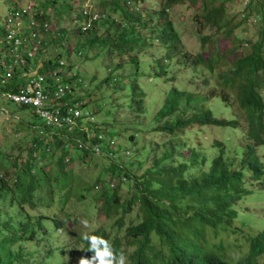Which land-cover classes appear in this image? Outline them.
<instances>
[{"label":"trees","instance_id":"16d2710c","mask_svg":"<svg viewBox=\"0 0 264 264\" xmlns=\"http://www.w3.org/2000/svg\"><path fill=\"white\" fill-rule=\"evenodd\" d=\"M97 1L103 18L82 31L81 9L86 0H32V19L38 24L34 29L42 36L34 58L27 59L22 69L29 70L40 60L38 71L47 73L56 70L62 60L73 68L67 60L79 56L78 52L86 61L100 56L104 75L95 72L85 79L78 67L75 70L82 79L76 97L84 100L85 110L103 113L104 118L74 133L89 143L88 149L79 150L75 142L58 134L47 140L37 128L24 144L4 143L12 152L0 148V264H73L76 257L78 261L90 257L82 235L74 233L60 216L62 211L78 210L88 196L96 215L113 219L119 230L113 234L97 228L85 232L109 240L117 252L127 256L128 264H260L264 231L247 239L248 253L235 263L218 256L209 243L210 234L236 231V205L249 191L241 168L225 158L224 142H207L200 133L211 126H242L243 158L236 167L244 162L254 180L264 174V161L256 154V146L264 145V9L262 19L249 21L253 11L264 8V0L235 14L230 11L239 0H189L193 15L210 28L208 33H196L201 51L194 54L180 44L179 28L165 14L174 6L171 0L160 11L139 14L134 8L142 0H89ZM9 3L12 10L21 0ZM62 11L63 16L57 14ZM146 16L156 23L147 24L142 20ZM2 23L0 70L10 60L5 17ZM249 23L256 24L255 32L240 38L236 30ZM144 29H150L148 35ZM155 40L166 53L161 64L142 56ZM195 74L205 76L198 89H184L185 77ZM141 78L145 83H140ZM18 83L15 75L2 90H14ZM217 97L223 105L214 100ZM112 101L115 106L108 105ZM215 104H220L217 109ZM212 107L216 113L229 107L235 117L219 118ZM26 110L14 106V112ZM186 112L188 117L183 115ZM117 116L132 118L122 123L131 132L119 127ZM13 120L24 126L15 123L11 134L28 131L32 125L29 120ZM100 132L113 139L124 135L131 146L120 145L119 140L105 146L97 137ZM93 144L101 146V154L93 153ZM123 148H128L129 155ZM76 152L82 157L78 165L74 164ZM106 161L105 177L88 179L83 174L86 165ZM75 166L83 167L77 170ZM94 189L99 190L93 194ZM55 195L59 205L47 213ZM135 207L138 221L133 223L129 218ZM73 221L78 224V217Z\"/></svg>","mask_w":264,"mask_h":264},{"label":"rangeland","instance_id":"374dc122","mask_svg":"<svg viewBox=\"0 0 264 264\" xmlns=\"http://www.w3.org/2000/svg\"><path fill=\"white\" fill-rule=\"evenodd\" d=\"M134 1V0H132ZM166 0H142L141 2H137L136 8H134V12L136 14L139 13H150L151 11H160V6L164 4ZM31 2V0H21V5H27V3ZM136 2V1H134ZM171 2L174 4L172 8L169 9L170 13L165 11V14L167 18L172 22V25L179 28V40L180 44L183 46V48L192 54L200 52V43L197 38L196 33H208L210 31V28L206 26V23L203 21V19L200 16H194L193 15V6L189 2V0H171ZM9 0H0V27L3 25V18L7 15L8 12V6H9ZM85 8L92 11H96L99 14V19L96 21L98 22L101 18H103L101 14V9L98 7V1L95 3L86 2L84 4ZM242 5L237 4L230 13H239V10H241ZM264 8H261V11H257V15L255 17V21L258 22V18L262 19V11ZM99 10V11H98ZM52 14H55L54 11H52ZM61 16H63L64 11L61 13H57ZM260 14V16H259ZM144 21H147V24L152 25L156 23V20L152 21L149 19V16L143 17ZM68 20L64 21L65 25H69ZM101 21V20H100ZM99 21V22H100ZM253 22V21H252ZM256 22V24H257ZM253 23H249V25L243 24L240 26L236 33L240 38H244L246 36H252L255 32V29L253 27L256 25ZM6 29V25H5ZM247 29V30H244ZM143 32L148 35L150 32L149 30H143ZM45 38V37H44ZM149 43V42H148ZM94 52L91 51V55H93ZM165 51L160 48L157 41H153L148 44L146 48H144V55H142L145 59H155L157 63L161 64L164 63L165 60ZM77 55H72L76 57H70L67 61L73 65H77L79 68V71H81L83 77L86 79L88 75H92L93 73H98L99 76L104 75L105 71L103 69V66L101 64V57L97 56L94 57L92 60L88 59L87 61L81 56V53ZM141 55V54H140ZM88 56V54H87ZM223 67H225V63L222 62ZM31 67H34L33 64H31ZM35 71L32 70V72ZM95 73V74H96ZM168 76V75H167ZM185 83L183 85L184 89L190 88L192 90L198 89L199 85L203 82L205 79L204 75L201 74H195L191 77H185ZM140 83H145V79L141 78ZM92 86V85H91ZM151 84H148L146 89L150 90ZM160 87L161 90H163L162 85H157ZM94 86H92L93 88ZM94 90V89H93ZM123 94V93H122ZM264 96V92H263ZM94 99L97 98V94L93 93ZM117 97V96H116ZM234 100V96L231 97ZM214 100L218 101L221 105H223L221 98L217 97L214 98ZM107 104V103H106ZM113 101L109 102V106H115ZM220 104H215L214 106L217 109ZM14 106L15 104L8 103L6 100L2 97H0V148L3 150H7L8 148L5 147L4 143H10L13 141V144H24L31 140L32 133L36 134L35 130L33 128H40L42 122L33 116L30 109L27 108L26 113L21 112H14ZM213 109V113L215 116L219 118H227L231 119L235 116L233 114H230L232 111L231 108L225 107L226 110L217 112ZM229 112H228V111ZM92 112H94L91 109ZM104 111V110H103ZM179 114L178 111L176 113ZM189 112L184 113L183 115L185 117H188ZM94 117V123L96 124L99 118L103 117V113L97 112L96 114L93 113ZM14 118H17L19 120L24 121H30L32 123L31 127L28 128L29 130H19V131H12L11 134V128L15 126V123L17 125L24 126V123H18L14 122ZM110 119V117H108ZM117 122H121V126L119 127H125L126 130L124 132H131V129L124 124H122L124 121L127 120V122H132V118L125 116V117H116ZM141 120V118L139 119ZM102 121V120H101ZM100 123V122H99ZM102 123V122H101ZM100 123V124H101ZM102 125V124H101ZM245 136V129L242 126H238L235 129L232 128H215V127H209L207 130H201L200 137L201 139H204L207 142H211L214 139H220L224 142L225 146V152L226 157L229 158H235L236 160L241 161L243 158V145H242V137ZM14 137V139L11 138ZM21 137H24V139L21 141ZM185 138L188 137L187 134L184 135ZM196 138V137H194ZM114 140L116 142H120V145L123 146H131V141H129L124 135L123 137L120 136L119 139L114 137ZM150 141V139H148ZM125 148H123L124 150ZM128 149V148H127ZM10 150V149H8ZM11 151V150H10ZM12 152V151H11ZM72 154V153H71ZM121 154V152L119 153ZM256 154L258 155L259 159L263 162L264 161V145H257L256 146ZM13 155H16V153H13ZM74 164L78 165L79 161L82 159L81 153H74ZM107 165V161L105 164L99 163L97 166L94 165H86L85 168L82 169L80 166H75V169L81 170L83 174L89 179L91 176L95 175H103L105 177L106 171H104L102 168ZM235 168H241L243 175H244V185L248 189V193L244 195L241 201H239L236 205L238 208V215L237 219L235 221V225L237 227L236 231L234 233L232 232H220L217 234H210L212 237L209 239V243L213 244V249L216 251L217 255L220 256L222 259L229 263H235L239 261L243 256H245L248 253V242L247 239L254 233L259 231H264V186L258 185V183L263 184L264 182V174L261 175L259 179L254 180L252 178L251 170L249 169L248 165H246L244 162L242 163L241 167H235ZM55 186V184H54ZM99 190V189H97ZM94 189L93 194L97 191ZM124 191H127L124 189ZM90 195V194H89ZM92 199L90 196L86 197L85 200H82L78 205V210H75L73 212L70 211V209H66L68 211V214L65 216V213L67 211H62L60 213V216L67 219L69 227L74 231V233H77L78 235H82L83 232L89 231L92 229H101L105 230L107 233L113 234L116 231H118V225L113 222V219H106L103 216L96 215L95 209L92 207ZM54 206L47 209V213H52L57 208L55 205H59L57 201V196L55 195L54 201L52 203ZM137 210L136 207L133 209V212L130 214L129 220H133L132 222L138 221L137 219ZM78 217V224H76L73 219L75 217ZM87 220L88 226L85 227L82 225L81 221ZM260 264H264V256L259 257ZM55 264H58V261H56ZM73 264H79L78 261L75 259L73 260Z\"/></svg>","mask_w":264,"mask_h":264},{"label":"built area","instance_id":"2783aa9c","mask_svg":"<svg viewBox=\"0 0 264 264\" xmlns=\"http://www.w3.org/2000/svg\"><path fill=\"white\" fill-rule=\"evenodd\" d=\"M11 1L16 2L17 0ZM262 1L239 0V4L242 5V10L253 2ZM33 10L35 9L32 8L31 0L27 5H20L9 10L5 16L7 31L5 42L10 51V60L0 70V97L4 98L6 102L30 109L33 116L42 122L37 132L44 135L47 140L58 134L70 142H75L79 150L88 149L89 143L82 142L74 135L77 131L88 130V126L94 123L93 112L87 108L85 110L84 100L76 97V93L82 89L79 84L82 79L77 77L75 72L78 66L73 65V68H70L62 60L56 70L50 69L47 73H40L38 67L41 66V62L38 60L34 68L30 66L29 70L22 69L23 65L27 63V59L32 60L34 58L42 36L39 31L34 29L38 24L32 19ZM256 13L257 10L249 15V21L254 22L256 20ZM25 16L28 17L26 23L23 22ZM99 18L98 12L90 11L83 5L81 30L90 29ZM42 28L43 31H46L48 24L44 22ZM22 29L24 31H21ZM26 30H28L27 34ZM78 53L80 54V52ZM17 68L20 70L15 72ZM34 69L35 71L32 72ZM15 75L20 81L18 86L14 90H2ZM97 137L104 140L105 146L116 144L112 137H105L101 132L98 133ZM91 148L94 154L102 153V148L98 144H93ZM123 151L125 155H129V150ZM112 154V151L108 152L109 156Z\"/></svg>","mask_w":264,"mask_h":264},{"label":"clouds","instance_id":"9594fccd","mask_svg":"<svg viewBox=\"0 0 264 264\" xmlns=\"http://www.w3.org/2000/svg\"><path fill=\"white\" fill-rule=\"evenodd\" d=\"M225 158L232 159L233 167H236L241 162L239 160H236L235 158H229L226 156ZM258 185L264 186L261 183H258ZM65 220L66 224L68 225L67 219ZM81 223L85 227L88 226L87 220H82ZM82 240L86 243V250L91 253V256L81 257L79 261L76 257L75 259L79 264H128L127 256L123 252H117L110 241L105 239L104 237L84 232L82 234Z\"/></svg>","mask_w":264,"mask_h":264},{"label":"crops","instance_id":"0c3cea01","mask_svg":"<svg viewBox=\"0 0 264 264\" xmlns=\"http://www.w3.org/2000/svg\"><path fill=\"white\" fill-rule=\"evenodd\" d=\"M40 62V61H39Z\"/></svg>","mask_w":264,"mask_h":264}]
</instances>
